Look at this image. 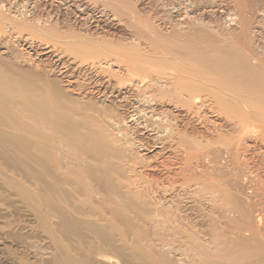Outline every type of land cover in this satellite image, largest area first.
Instances as JSON below:
<instances>
[{"label": "bare ground", "instance_id": "6f19581e", "mask_svg": "<svg viewBox=\"0 0 264 264\" xmlns=\"http://www.w3.org/2000/svg\"><path fill=\"white\" fill-rule=\"evenodd\" d=\"M13 200L43 264H264V0H0Z\"/></svg>", "mask_w": 264, "mask_h": 264}, {"label": "rangeland", "instance_id": "374dc122", "mask_svg": "<svg viewBox=\"0 0 264 264\" xmlns=\"http://www.w3.org/2000/svg\"><path fill=\"white\" fill-rule=\"evenodd\" d=\"M146 6L147 3L144 4V7ZM72 16L73 14L69 10L61 9L58 19L61 23L68 24L67 21H69V24L73 22L72 24L75 25L76 22L74 21V16ZM107 29L110 33L113 31L117 35L123 34L120 30H115L114 28ZM14 202V200L5 202L2 208L5 211L1 212L0 264H43V262H48L54 253L49 241L45 239L42 233H37L31 229L34 227V218L30 213H26L23 209L16 207V202Z\"/></svg>", "mask_w": 264, "mask_h": 264}]
</instances>
